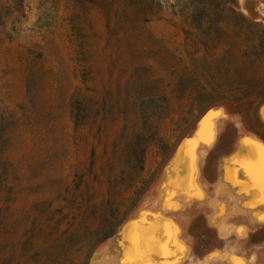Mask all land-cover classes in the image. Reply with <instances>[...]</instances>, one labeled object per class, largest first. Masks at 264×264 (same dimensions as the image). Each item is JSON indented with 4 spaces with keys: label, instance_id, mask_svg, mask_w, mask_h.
Returning <instances> with one entry per match:
<instances>
[{
    "label": "rangeland",
    "instance_id": "1",
    "mask_svg": "<svg viewBox=\"0 0 264 264\" xmlns=\"http://www.w3.org/2000/svg\"><path fill=\"white\" fill-rule=\"evenodd\" d=\"M263 105L264 0H0V264H121L113 238L143 209L179 227V264H264L250 192L221 171L240 135L264 139ZM182 148L194 188L165 204Z\"/></svg>",
    "mask_w": 264,
    "mask_h": 264
},
{
    "label": "bare ground",
    "instance_id": "2",
    "mask_svg": "<svg viewBox=\"0 0 264 264\" xmlns=\"http://www.w3.org/2000/svg\"><path fill=\"white\" fill-rule=\"evenodd\" d=\"M217 111L216 112L209 111L208 114L205 115L206 118L203 121H201V123L199 122L200 123V125L198 126L199 129L197 128L198 130H196V137L197 138H196V140L193 141L195 143L194 144L192 143L193 147L196 146L197 142H199V144L203 143L201 145H206V146H209V145H211L213 143V141H214V130H215V128H214L215 126L213 125L214 124L213 122H214V120L216 121L217 119H219L221 117V114L223 113L222 111H220V112L219 111L217 112ZM261 122L264 124V113L261 114ZM222 129H224V128H222ZM242 139L244 140V138H242ZM246 139L249 140L248 138H246ZM180 145H182V144H180ZM201 145L199 147H201ZM196 147H198V146H196ZM183 148L180 149L179 151L177 150L178 151L177 155L174 156L175 159L173 158L174 161L170 165V167L174 166V168L172 169L171 173L170 172L168 173L169 176L166 179V182L164 183L163 186H161V187H163L162 190L163 189L165 190V192H164L165 196H164V198L162 197V199L165 200V202H164L165 204H166L167 200L170 199L172 196H174V195L177 196V195H181V194H187L190 190H192L194 188L193 187V164H192V153H193V149L194 148H191V149L188 148L189 150H187V151H183ZM196 152H198V151H196ZM255 152H256L255 148L252 147V146H249V145H244L243 146V150H242V144H241L240 148H238V151H236L235 156L234 157L232 156L233 158L231 157L232 158L231 160L229 159L230 161H227L228 160L227 158L226 159L223 158L226 161H223L221 163V171H222L223 175L225 176V179L228 180L232 185H237L238 184L240 186V188H239L240 192L244 191L246 193L250 189L259 191V193H260L259 201H261L262 193H261V188H260V184H259V179H258V177L254 179V177L249 174L248 170L245 167L246 160L249 158L250 155H254ZM197 157H198V155H197ZM194 158H195V156H194ZM196 160L197 159H195V163H196ZM169 168H168V170H169ZM239 175L241 176L240 177L241 180H237ZM195 183H197V182L195 181ZM198 183H199V186H200V182H198ZM201 186H202V184H201ZM201 186H200V190L203 192V190L201 189ZM225 191H228V190H225ZM164 193L161 194V195H164ZM192 194H194V193H192ZM204 194L206 195V193H204ZM257 194L258 193L256 192V195ZM196 195H197L198 200H200V201L197 200L196 204L198 202H201V201L205 200V195L201 194L200 192L196 193ZM229 197H231V196H229ZM177 198H178V196H177ZM236 198H238V196H236ZM174 199H175V197H174ZM178 200H179V198H178ZM192 200H193V198L191 199V202H193V203H194V201H196V200H193V201ZM215 200H214V202H215ZM232 200L235 202V200H236L235 197L232 198ZM184 201H185L184 202V206L185 207L184 206H182V207H184L183 209H186V207H187L186 202L188 200L187 201L184 200ZM191 202H189L190 205H188V207L193 205ZM171 203H172V201H171ZM217 204H218V202L215 205H212V206L217 208L219 206V204H218V206H217ZM161 205H164V204H161ZM177 205H178V203H177ZM177 205H175V207L173 206V208H176L175 210H177V207H178ZM209 205H210V207H212L211 204H209ZM232 205H234V204H232ZM167 206H168V208H167ZM167 206H166V208L168 210H170V211L173 210V208L170 209V207H169L170 205L169 204ZM257 207H258V205H257ZM161 208H164V207L161 206ZM226 208L230 209V206L228 208L227 205H226V207L224 209H226ZM212 210H214V209H212ZM162 211L164 213V209ZM179 211H177V213ZM152 212H154V211H152ZM183 212H185V210ZM220 212L219 213L215 212V213L217 215H219ZM240 212H242V211H240ZM237 213H238V210L235 212L234 215H236ZM166 214H167V211H166ZM172 214H173V212H172ZM172 214L170 212V215H172ZM175 214H176V211H175ZM223 214H224V212H223ZM241 214H239V215H241ZM239 215H237V216L239 217ZM212 216H213V214H212ZM223 217H224V215H223ZM167 218L163 217V215H161L160 213H150L149 211L144 210V209L139 211V212H137L133 217H131L130 219L126 220L127 222H125V224H123V226L121 227L119 233L113 238V242L112 243L117 248V249L113 248L112 249L113 252L119 253V255L121 254L122 259H125L126 258L125 257V253L133 250L136 247V243L134 241H135V238L137 236H139L140 237V243L142 244V246L144 248V251H145L144 259L151 260L152 264H164V262H168V264H179V263H181V261H183V259L189 257L187 254H185L186 253L185 250L188 249L187 251H189V248L187 247V249H185L183 247L177 246L176 238H177V235H178V238L181 237L180 236L181 235V231L179 230L180 233L177 234L178 231L176 232V229H175V227L177 225L175 224V227H174V225L171 222L173 218L169 217L171 221L168 220ZM224 218H222L223 221H225ZM229 218H231L230 215L228 216V219ZM247 218H249V217L247 216ZM247 218H246V220H247ZM215 219H217V218H215ZM226 220H227V218H226ZM211 221L212 220L210 219V222ZM218 221H220V220H218ZM218 221H216V223H214L215 221H213V225L217 224ZM173 223H175V222H173ZM218 224H219V222H218ZM256 225H257V223H256ZM261 226H264V224L261 225ZM105 251L106 250L104 249V252ZM100 253H102V252H100ZM216 254H209L207 256V258L205 257L204 261H203V264H206L205 262H207L206 260L208 258L209 259L216 258L217 257ZM185 255H187V256H185ZM115 256H117V255H114V258H115ZM184 256H185V258H184ZM104 259H106L105 256L103 257L102 260H104ZM109 259H112V258H108V260ZM113 261H115V259ZM231 261H232V263H234L233 258H231ZM99 262H100V260H99V257L97 256V254H96V256L93 255V258L91 259V263L90 264H99ZM114 264H115V262H114Z\"/></svg>",
    "mask_w": 264,
    "mask_h": 264
},
{
    "label": "snow or ice",
    "instance_id": "3",
    "mask_svg": "<svg viewBox=\"0 0 264 264\" xmlns=\"http://www.w3.org/2000/svg\"><path fill=\"white\" fill-rule=\"evenodd\" d=\"M242 150L244 145H249L255 148L256 152L254 155H250L245 162V167L248 170L249 174L255 178L258 177L259 184L262 193L261 203H264V146L256 144V142L251 140H243L241 142ZM264 222V215L258 217ZM136 247L125 253V259L121 260V264H152L151 260L144 259L145 251L140 243V237L135 238ZM168 264V262H164ZM234 264H243L242 261H234Z\"/></svg>",
    "mask_w": 264,
    "mask_h": 264
},
{
    "label": "crops",
    "instance_id": "4",
    "mask_svg": "<svg viewBox=\"0 0 264 264\" xmlns=\"http://www.w3.org/2000/svg\"><path fill=\"white\" fill-rule=\"evenodd\" d=\"M264 106V105H263ZM222 111L223 113H225L223 110H221V109H215V110H213L214 112H216V111ZM217 111V112H218ZM260 111H261V108H259V110H258V118H259V116H260ZM260 121V120H259ZM260 131L261 132H264V129H260ZM245 136V137H244ZM251 136V137H250ZM253 136V137H252ZM242 138H244V140L246 139V138H248L249 140H251V141H253L254 140V142L256 141V144H259V145H262V146H264V139L261 137V136H258V135H256V134H254V133H250V132H245L244 134H242V135H240V137H239V139H237V142H239L238 144H237V147H236V150L235 151H233L230 155H228V156H226L225 157V159L227 158L228 160L227 161H230L234 156H235V153H236V151H238V148H240V146H241V142L243 141V139ZM256 138V139H255ZM258 139V140H257ZM239 140V141H238ZM241 140V141H240ZM262 143V144H261ZM233 156V157H232ZM232 157V158H231ZM225 159H222L221 161H226ZM230 159V160H229ZM239 177H241L240 175H239ZM248 192H250L248 195H247V197H249V198H246L247 200H245L246 201V206H245V210L247 211V212H250V213H256V214H258V217H260L261 215H264V203H261V201H259V197H260V193H259V191H257V190H252V189H250ZM256 192L259 194H257L256 195ZM254 196V197H253ZM257 205H258V207H257ZM249 219L247 218V222H248V226H246V227H243V226H240V228H244L245 229V237L247 236V234H248V231H250V237H251V239L252 240H256V239H261V240H264V226H261V225H263L264 224V222H262L261 221V219L260 220H255V219H253V218H251V220H249ZM253 220V221H252ZM256 223H257V225H256ZM261 224V225H260ZM251 225V226H250ZM254 225V226H253ZM256 226V227H255ZM236 228H239V227H237L236 226ZM254 232V233H253ZM261 249V248H260ZM262 251H263V253H264V248H262L261 249Z\"/></svg>",
    "mask_w": 264,
    "mask_h": 264
}]
</instances>
